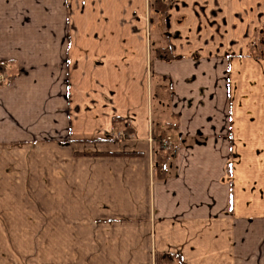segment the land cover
Here are the masks:
<instances>
[{
    "label": "crops",
    "instance_id": "crops-1",
    "mask_svg": "<svg viewBox=\"0 0 264 264\" xmlns=\"http://www.w3.org/2000/svg\"><path fill=\"white\" fill-rule=\"evenodd\" d=\"M0 62L37 264H264V0H0Z\"/></svg>",
    "mask_w": 264,
    "mask_h": 264
},
{
    "label": "rangeland",
    "instance_id": "rangeland-1",
    "mask_svg": "<svg viewBox=\"0 0 264 264\" xmlns=\"http://www.w3.org/2000/svg\"><path fill=\"white\" fill-rule=\"evenodd\" d=\"M19 157L15 156L10 160L11 168L5 166L4 170L10 173L0 174V183H4L0 184V205L14 204V202L37 205V202H49L48 192H27L24 188L18 190L17 184L10 183L15 185L11 186L7 183V179L11 181V179L16 177L14 180H18L17 175L13 174L12 170L19 166L21 168L17 170L28 166L27 163H24L25 159L23 160V157ZM0 161L1 166L2 160ZM21 162L24 165L23 167ZM7 167L8 169H6ZM20 186L22 187L21 184ZM5 208L8 209L0 206V211ZM35 209L37 207L31 206L30 210ZM21 226L24 230H18V227ZM0 264H37V216L17 214L14 217L9 215L5 219L3 214L0 213Z\"/></svg>",
    "mask_w": 264,
    "mask_h": 264
},
{
    "label": "trees",
    "instance_id": "trees-1",
    "mask_svg": "<svg viewBox=\"0 0 264 264\" xmlns=\"http://www.w3.org/2000/svg\"><path fill=\"white\" fill-rule=\"evenodd\" d=\"M170 1L171 0H149V4L153 10L163 12L166 9V7L169 5ZM163 54L165 56H169V54L166 52H164ZM157 55H159V54H157ZM1 67H2V62H0V68ZM171 126H172V124H167V128H170ZM157 131H155V134L153 135V140H154L153 151L155 153V155H154L155 156L154 157V169L156 171L155 175L160 177L163 174V170H164L163 166H164L165 157L167 156V151H165L159 147V138H160L161 134H163V131L159 130V132L156 133ZM124 135H125V132H124ZM79 138L80 139H93V138H96V139H116L117 136L116 135H113V136L104 135V136H92V137L83 136V137H79ZM171 258H173L172 254H168V253L155 254L154 255V264H166L167 260L171 259ZM174 264H180L176 258H175Z\"/></svg>",
    "mask_w": 264,
    "mask_h": 264
},
{
    "label": "built area",
    "instance_id": "built-area-1",
    "mask_svg": "<svg viewBox=\"0 0 264 264\" xmlns=\"http://www.w3.org/2000/svg\"><path fill=\"white\" fill-rule=\"evenodd\" d=\"M159 147L170 152L177 149L178 143L171 138L170 134H164L159 138Z\"/></svg>",
    "mask_w": 264,
    "mask_h": 264
}]
</instances>
